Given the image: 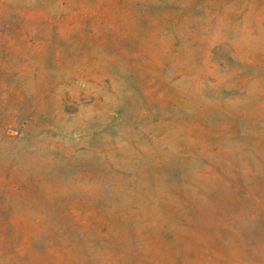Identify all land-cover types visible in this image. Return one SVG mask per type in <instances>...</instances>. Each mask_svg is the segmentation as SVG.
Returning a JSON list of instances; mask_svg holds the SVG:
<instances>
[{"label":"rangeland","instance_id":"1","mask_svg":"<svg viewBox=\"0 0 264 264\" xmlns=\"http://www.w3.org/2000/svg\"><path fill=\"white\" fill-rule=\"evenodd\" d=\"M0 264H264V0H0Z\"/></svg>","mask_w":264,"mask_h":264}]
</instances>
